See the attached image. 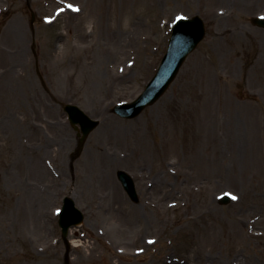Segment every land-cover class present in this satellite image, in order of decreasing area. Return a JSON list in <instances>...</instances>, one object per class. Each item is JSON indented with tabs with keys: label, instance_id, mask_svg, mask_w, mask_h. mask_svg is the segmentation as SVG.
<instances>
[{
	"label": "rangeland",
	"instance_id": "obj_1",
	"mask_svg": "<svg viewBox=\"0 0 264 264\" xmlns=\"http://www.w3.org/2000/svg\"><path fill=\"white\" fill-rule=\"evenodd\" d=\"M196 13L207 33L170 89L117 115L175 18ZM259 13L264 0H0V264H264ZM70 102L99 120L82 148ZM106 170L122 193L113 220ZM226 192L237 199L221 203ZM66 196L85 213L67 242Z\"/></svg>",
	"mask_w": 264,
	"mask_h": 264
},
{
	"label": "water",
	"instance_id": "obj_2",
	"mask_svg": "<svg viewBox=\"0 0 264 264\" xmlns=\"http://www.w3.org/2000/svg\"><path fill=\"white\" fill-rule=\"evenodd\" d=\"M261 24H264V22ZM204 34V23L200 17L197 16L192 20L180 21L174 28L169 50L162 61L159 71L149 83L145 92L132 103H125L117 106L115 111L122 116L134 117L137 116L147 105L152 104L174 80L186 56L194 49L197 42L204 37ZM66 109L68 110L73 123H76L77 121L82 123L83 136L80 139V145L82 146L86 137L97 123L91 120L76 105H67ZM119 177L132 199L138 200L134 181L130 175L124 171H120ZM83 218L84 216L82 212L76 208L73 199L70 197L66 198L60 220L65 239L69 227L81 222Z\"/></svg>",
	"mask_w": 264,
	"mask_h": 264
},
{
	"label": "bare ground",
	"instance_id": "obj_3",
	"mask_svg": "<svg viewBox=\"0 0 264 264\" xmlns=\"http://www.w3.org/2000/svg\"><path fill=\"white\" fill-rule=\"evenodd\" d=\"M105 113V112H104ZM106 115V114H105ZM108 161H110V164L112 165V163L114 162V164H116L117 163V161L116 160H114V159H112V157H110V158H108ZM107 165H105V167H106ZM40 169V170H39ZM39 169H36L35 171L38 173V171H40V172H42L43 173V170H41L42 168L41 167H39ZM113 179H114V177L112 176V175H110V173L108 172V170H106V171H104V172H102L101 174H100V180H101V184H100V190L101 189H103V188H106V189H108V190H110V196L112 195V198H111V200H112V206L113 207H110L111 209H112V215L110 216V219H112L113 220V218H114V216H113V214H114V212H116V209H118V207H117V204H119L120 205V202H121V200H122V193L120 192V190L118 189V187L116 186V182L115 181H113ZM144 189V191H146V189L145 188H143ZM31 196H34V198H37V196L35 195V192H32L31 193ZM111 209L109 210V211H111ZM117 216V215H116ZM117 218H120V216H118ZM116 218V219H117ZM115 219V220H116ZM144 241H146V243H148L149 242V240L146 238ZM149 244H150V242H149ZM77 246L79 245V244H76ZM144 253V252H143ZM89 257V256H88ZM91 257V256H90ZM89 257V258H90ZM113 264H117V263H113ZM120 264V263H119Z\"/></svg>",
	"mask_w": 264,
	"mask_h": 264
},
{
	"label": "snow or ice",
	"instance_id": "obj_4",
	"mask_svg": "<svg viewBox=\"0 0 264 264\" xmlns=\"http://www.w3.org/2000/svg\"><path fill=\"white\" fill-rule=\"evenodd\" d=\"M179 19V18H178ZM232 199H237L235 196L232 197Z\"/></svg>",
	"mask_w": 264,
	"mask_h": 264
}]
</instances>
